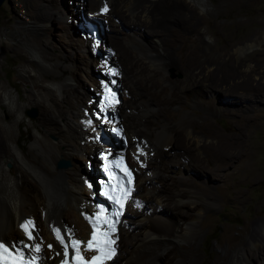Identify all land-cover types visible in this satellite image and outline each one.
Returning a JSON list of instances; mask_svg holds the SVG:
<instances>
[{"label":"bare ground","instance_id":"1","mask_svg":"<svg viewBox=\"0 0 264 264\" xmlns=\"http://www.w3.org/2000/svg\"><path fill=\"white\" fill-rule=\"evenodd\" d=\"M30 1L38 2L34 23L37 29L41 28L43 35L25 38L32 59L37 61L32 60L36 68L32 64L33 67L22 66L19 71L25 81L26 99L20 101L14 89L0 84V240H5L14 249L40 256L44 264H69L71 252L67 243L73 237L72 233H80L78 236L83 240L87 237L89 228L80 212H94L92 176L97 164L110 157L112 150L110 136L107 133L100 135L99 132L106 129L103 125L110 127L114 122L97 119L98 112L87 109L78 99L77 88L69 83L74 81L71 64H65L64 53L57 51L49 38L55 28L65 50H79L88 64L87 68L105 70L114 65L115 53L104 60L91 52L103 50L109 43L105 39L107 32H112L109 35L111 41L116 40L120 29L115 23L121 17L127 21L128 31L119 34L133 47L129 51V61L125 58L128 55L119 52L121 59L126 60V72L122 78L125 88L120 81V70L116 75L122 97H128H124V106L133 110L129 111L130 114L122 111L121 119L128 127L127 131L123 129V133L129 136L125 135L127 145L123 148H127L129 153V157H125L126 164L135 170L134 195L140 198L142 207L134 210L127 204L122 214L123 224L119 222L117 226L126 233L130 229L137 233H133V239L124 240L121 250L117 246L115 255L103 264H157L161 257H165V262L169 264L203 262L204 257L199 252L185 248L197 247L203 234L199 225L202 216L214 209L225 195L221 197L215 192L210 183L211 174L204 173L201 180L193 178L190 182L189 177L196 175L194 166L205 169L200 160L204 154L203 159L212 163L214 170L217 169L213 176L219 170L223 174L221 179L239 170L251 180L257 176L250 168L246 149L236 153L228 151L218 142L225 135L214 129L210 120L197 124L186 117L182 108L191 104L200 106L206 114L218 111L219 107L214 109L205 95H214L219 89L214 85L236 76H241L242 81L234 80L225 92L236 93L238 99L235 102L242 109L252 110L257 108V103H264L261 97L264 75L257 71V64H251L263 55L264 28L232 48L228 45L212 47L208 31L201 28L210 19L208 0H90L86 5L87 12L102 27V33L97 30L95 37L85 26L81 30L73 26L77 32L73 34L68 18L65 23L58 21L56 27L51 20L55 17L60 19L63 12L55 7L43 6L39 0ZM223 1L216 0L218 13L223 10ZM145 32L150 35L146 41L140 37ZM191 35L199 39L197 45L190 41ZM11 49L19 54L16 47ZM40 65L56 77L66 73L64 81L54 80L45 72L42 74ZM171 69L181 72L183 79L171 81L167 76ZM257 75H260L258 81L253 82ZM85 78L97 92H101L108 82L100 75L93 77L89 69ZM145 87L150 90L149 94H145ZM243 88L253 92L243 94L239 91ZM243 95L250 97L252 103L241 99ZM95 102L100 105L98 98ZM174 105L181 109L171 110ZM34 107L39 115L33 121L27 112ZM147 115L160 119L159 130L150 129L149 119L145 118ZM23 125L27 130L31 129L27 140L22 137ZM178 126L179 130L176 129ZM139 127L149 134L150 141L142 135H139L141 139H137L133 129ZM50 135H54L55 140L50 139ZM163 138L168 150L161 153L158 144ZM211 138L217 141L208 142ZM136 149H140L138 155L135 154ZM171 149L182 150L180 164L184 171L177 183L165 182L162 185L164 195L161 196L153 185L155 174L158 176L156 160ZM210 151L211 154L208 153ZM59 160L67 161L68 165L58 167ZM7 164L12 167L8 169ZM186 170L190 176H186ZM223 186L224 183L217 189ZM255 217L241 232L242 237L236 246L222 247L218 244L222 255H218L215 264H249L253 259L264 264V215L255 214ZM28 221H31L32 239L21 227ZM56 230H59L63 243L57 239ZM118 233L119 230L115 235ZM36 245H39V251H36ZM175 255H178L176 259Z\"/></svg>","mask_w":264,"mask_h":264},{"label":"rangeland","instance_id":"2","mask_svg":"<svg viewBox=\"0 0 264 264\" xmlns=\"http://www.w3.org/2000/svg\"><path fill=\"white\" fill-rule=\"evenodd\" d=\"M89 1L90 0H39V2H41L43 6H47L50 8L55 7L56 9L61 10V13H63L60 19L59 17H55L51 20V23L56 24L55 26L57 27L58 21L63 23L65 19L68 18L69 29L72 31V33L74 31L73 34H77L74 28L77 27V30H81L82 26H84L86 22L91 23L95 30H99V22L93 20V18L90 17L89 13L87 12L86 5ZM208 1L210 4L208 11L210 19H208L207 23L205 25H202L201 28L208 31L212 47L228 45V48H232L235 44L238 45L246 42V40L252 34H255L258 30H262L264 28V0H224L222 3L223 10L219 13L216 11V0ZM37 3L38 2L30 0H3L0 5V84H3L7 89H14L13 91L18 93L20 101L25 100L27 95V90L25 89V81L20 77V68L27 65L32 67L34 65V68H36V64H33L34 62L32 60H35V62H37L35 58L32 59L30 49L26 46L25 38L35 36V34L37 36L43 35V33H41V28L37 29V25L36 23H34V17H36L39 9V6L36 5ZM71 15H73L74 18ZM118 18L115 25L118 29H120L119 33L122 34L124 32H127V21L121 17ZM54 24L51 26L53 27ZM102 24L104 25L105 23ZM103 31L105 32L104 29ZM55 32V28L52 29L49 39L50 42L52 41L51 43L55 45V49L57 51L64 53L65 64H71L74 81H69V83H71V85H73L75 89L77 88L76 95L78 97L80 96L78 99L83 102L85 107H87V109L91 108L92 111L96 110L95 98H97L98 96H95L94 92L97 91L92 88L90 83L86 80L85 75L87 69H89V74H91L93 77H98L99 75L102 76L101 74H99L100 70H97L94 67L87 68L88 64H86V62L83 60L84 56H82L83 54L81 53V51L76 49L65 50V48H63L62 44L60 43L57 32ZM119 33L116 34V40L111 41L109 35H112V32H107L108 36H106L105 39L109 42L106 44H108V46L115 53V60L113 61V64L118 68V71L120 70V72L122 73L120 81L123 87L125 82H122V78L124 77L126 72V70L124 69L126 66V60L124 61L123 59H121L119 52L121 51L125 55H128L125 58H127V61H129V51H131L133 47L130 43L122 40ZM144 35L145 38H142L144 37ZM144 35H140L141 39L144 41L148 40V37H150V35L146 32ZM190 39V41L195 45L199 43V39L195 35H191ZM11 47H16V49H18L19 51V54H15ZM261 47H263L264 50V42ZM91 53L96 54L98 55V57H100L99 53ZM255 53H257V50H255ZM20 57H23L25 59L22 60L20 59ZM251 64H257V71H260L261 75H264V51L263 55L260 56L258 60L253 61ZM39 68L40 71H42V74H44L45 72V74L49 75L50 78L54 80L58 79L64 81L66 77L65 75H67L66 73H63L60 77H56L55 74L49 73L43 66ZM90 68L92 70H90ZM167 76L171 81L183 79V74L181 72H178L176 69H171L169 72H167ZM259 76L257 75V79H255L253 82H256V80L258 81ZM236 77L237 78L234 77V79H228V81L226 80L225 83L223 82L224 84L221 83L220 85H214V87L219 88L218 90H216V93L214 94L215 96L213 94H208V96L205 95L206 99L208 98L206 101L209 100V103L214 109L218 110L219 107L218 111H215L211 114H206V112L200 106L191 104L182 108L184 109L183 112L186 117H190L189 119L194 120L197 124L210 120L212 122V125L214 126L213 128L225 135L223 138H221V140H218V142L220 141V143L224 147H227L228 151L231 150V152L236 153V151L238 152V150L246 149L249 152L248 160L250 168H253L255 170V174L257 176L256 179L254 178L251 180L250 178H246L243 175V171L239 170L240 172L237 171L235 173L228 174L226 178H222L225 179V181L223 182L221 179V176L223 177V174H221L222 170H219V172H217V175L213 176V173L217 169L215 168L214 170V166L212 165V163L203 159L204 154L201 155L202 158L200 160L202 161V165L205 169H200L199 167L194 166L196 175H192L191 177H189V181L191 182L190 179H192L193 181V178L195 180H201L202 177H204L202 176L204 175V173H207L208 175L211 174L212 182L210 183L213 186L215 192L218 193V195L221 197L225 195V198L221 202H219L214 209H210L206 215L204 214V216H202V222L199 225L203 229V234L197 247L194 248L193 246H186L185 248H189V250L194 253L199 252L201 256L204 257V261L199 262L198 264H215L218 255H222V250L217 248L218 244H220L222 247L236 246L240 237H242L241 232L244 231L247 224L251 223V221L256 218L255 214L264 215V208L262 205L264 204V103H257V108H254L252 110L242 109V106H240V104L238 105V103L235 102L238 99L236 93L225 92V89L229 88L234 80L235 82L242 81V78H240L241 76ZM114 80L119 83V79L117 77ZM37 81L40 82V79H37ZM262 81H264V77L262 78ZM126 89L130 91L129 88L126 87ZM118 91L121 98V104L119 107L114 108V111L117 114L118 118V120L114 123H121L123 129L127 131V125L123 122L124 120L121 119V115L123 114L122 111H126L127 114H130V112H133V110L124 106V97H127V95L122 97L120 88H118ZM239 91H241L243 94L253 92V90H250L248 88H246L245 90L243 88ZM149 92L150 90L145 87V94H149ZM166 96L169 97L170 95L166 94ZM261 97L264 99V89L261 91ZM241 99H246L247 103H252V99L250 97H246V95H243V97L241 96ZM63 106H66L65 100ZM220 107H226L233 110H222V108ZM180 109L181 108L177 105L171 107V110L173 111H177ZM134 111L136 112L135 109ZM29 113H33L34 115L30 116ZM27 114L34 121L38 117L39 111L34 107L32 109H29ZM145 118L149 119L151 130H159L161 128L160 119L151 117L149 115H147V117L145 116ZM108 127L109 126L107 125H103V128L106 129H104L103 131L101 130L99 134L102 135V133H107L109 135L107 130ZM176 129L179 130L180 127L178 126L176 127ZM133 131H136L134 133L137 134V139L146 137L150 141L151 138L149 134L144 129H142V127H139V129H133ZM21 132L23 134V139L27 140L28 133L31 132V129L29 128L27 130L23 125L21 127ZM139 135L142 136L140 137ZM126 136L127 138L129 137L128 135ZM49 137L50 139L55 140L54 135H50ZM109 138V144H111L112 146L110 155L115 154L116 151L122 150L121 153L126 157H129L127 148H123L120 143H113L111 136ZM164 141L165 139L163 138L158 144V149L161 151V153L165 151L167 152L168 150L164 146ZM215 141H217V139L215 138L208 139V142ZM181 152L182 150L180 149H171L168 154H161L160 157L158 156V160H156L157 166H155V170H157L156 172L158 173V176L155 174L153 185L157 187L158 193L161 196L164 195L161 188L165 182H172L175 184L181 180L182 170L184 169L182 168V164H180ZM155 153L157 155V151ZM208 153L211 154V151ZM156 155L154 154V156ZM141 156L143 155H140V157ZM176 160H178L179 162L177 164H174L173 162H175ZM6 167H8L9 169L12 167V165L7 164ZM141 167L142 169H145L143 168V166ZM186 171L185 173L187 174L188 171ZM186 176H190L189 173ZM93 177L94 176H92V180ZM223 183L224 186L221 189H217V186ZM148 190L150 189L148 188ZM237 192H239L240 195ZM166 193L167 192H165V194ZM233 194L236 195L234 196ZM238 195L240 197H238ZM128 226L125 227L127 228ZM122 229V227L118 229L119 233L115 235L116 242L119 240L117 246L120 247V250L124 246V240H129L131 238L133 239V233L136 232H132L130 229L126 233ZM72 234L74 235H72L73 237L71 238L80 237L78 236L80 235V233ZM4 239H6V237ZM249 249L252 251L255 250L252 247H249ZM24 252H26V250ZM26 253L28 254V252ZM175 256L176 259L178 255ZM38 257L40 258V256ZM119 258L120 255L115 259L116 263L119 261ZM40 260L44 262L43 258H40ZM161 262H163V264H169L165 262V257H161L158 260L157 264H162ZM249 264L259 263L257 259H253L249 262Z\"/></svg>","mask_w":264,"mask_h":264},{"label":"clouds","instance_id":"3","mask_svg":"<svg viewBox=\"0 0 264 264\" xmlns=\"http://www.w3.org/2000/svg\"><path fill=\"white\" fill-rule=\"evenodd\" d=\"M86 24V23H85ZM98 27H99V32H100V34L102 33V27H101V25H98ZM87 30H89V29H87ZM90 31V30H89ZM91 33H92V31H90ZM92 35L93 36H95V37H97V29H96V33H92ZM105 49V50H104ZM103 50H104V53H102L101 54V58L102 59H104L103 58V56H105V54H106V50L107 49H109V50H111V52H112V54H109L108 56H107V59L110 57V56H112L113 54H114V51L110 48V47H108V48H104ZM99 51L100 50H98L96 53L98 54L99 53ZM107 59H104V60H107ZM109 67H114V68H116V73L114 74V76L113 77H111L110 79L109 78H107L104 74H101V71H103V70H100L99 71V74H101L108 82L109 81H113L114 82V85L112 86L113 88H115V93H116V95H117V100H118V102H117V104H115V105H113L111 108H109L108 109V114H109V116H110V118H107V120H109L110 122H116L117 120H118V118H117V114L115 113V111H114V108L121 102V98H120V94H119V91H118V88H119V86H120V84L116 81V80H114V79H116V75H117V73L119 72L118 71V68L115 66V65H111V66H109ZM113 79V80H112ZM108 82H107V84H106V86L108 85ZM105 86V87H106ZM104 87V88H105ZM103 88V89H104ZM102 89V90H103ZM102 90H101V92H94V95L95 96H98L97 98L99 99V94H101L102 93ZM96 107H97V105H96ZM95 107V108H96ZM96 111H97V109H96ZM98 112V111H97ZM98 115V114H97ZM114 116V119L111 117V116ZM106 121V120H105ZM101 124H103V123H101ZM112 126H119L120 127V129H121V133H122V135H123V137H124V139H125V142H126V137H125V135H124V133H123V126H122V124L121 123H114V125H112ZM112 126H110V127H112ZM110 127H108V128H110ZM108 128H107V130H108ZM109 133V132H108ZM109 135L111 136V134L109 133ZM111 138L112 139H114V140H116V142H114L113 141V143H118V142H120V145L122 146V147H125L126 145H127V142H126V144H124V141L123 140H121L120 138H118V139H116V138H114L113 136H111ZM137 150V149H136ZM136 150H135V154H139L140 153V149H139V152L138 153H136ZM116 154H119V155H121L123 158H124V161H125V155L124 154H122L121 153V151H117L115 154H113V155H111V156H114V155H116ZM110 156V157H111ZM125 163H126V161H125ZM99 164V163H98ZM97 164V165H98ZM127 165V164H126ZM127 167L130 169V171L133 173V176H134V186H135V188H136V175H135V170L132 168V167H130V166H128L127 165ZM93 176H94V178H95V174H93ZM93 182H95V179L93 180ZM135 194V190H134V193H133V195ZM135 196V195H134ZM137 197V196H136ZM138 198V197H137ZM140 199V198H139ZM142 207V206H141ZM140 207V208H141ZM132 208V207H131ZM127 209V205H126V207H125V210ZM134 209V208H133ZM138 209V208H137ZM124 210V211H125ZM123 218V217H122ZM118 229H119V227H118ZM117 246V245H116Z\"/></svg>","mask_w":264,"mask_h":264},{"label":"snow or ice","instance_id":"4","mask_svg":"<svg viewBox=\"0 0 264 264\" xmlns=\"http://www.w3.org/2000/svg\"><path fill=\"white\" fill-rule=\"evenodd\" d=\"M29 225H31V221H28L26 222V224L24 225H21L22 228H24V231L28 234L29 236V239H32V235H31V231H30V228H29ZM56 233H57V239L60 240L61 243H63V239L59 233V230H56ZM75 243H78V242H74ZM36 251H39V245H36ZM48 247H52V245H48ZM65 248H66V245H65ZM91 248V244H89V249ZM0 249H3L4 252H7L8 250L6 248H4V245L3 244H0ZM13 264H15V262H13Z\"/></svg>","mask_w":264,"mask_h":264},{"label":"water","instance_id":"5","mask_svg":"<svg viewBox=\"0 0 264 264\" xmlns=\"http://www.w3.org/2000/svg\"><path fill=\"white\" fill-rule=\"evenodd\" d=\"M3 2V0H0V5H1V3ZM109 46H108V44H105V48H108ZM105 50V49H104ZM104 50H100L99 51V56H101V54L102 53H104ZM30 114V116H33L34 114L33 113H29ZM114 142H116V140H114V139H112ZM68 165V162L67 161H64V160H59L58 161V163H57V166L58 167H66ZM95 178L93 177V180H94ZM94 189H95V187H94ZM96 190V189H95ZM96 201H98V200H96Z\"/></svg>","mask_w":264,"mask_h":264}]
</instances>
